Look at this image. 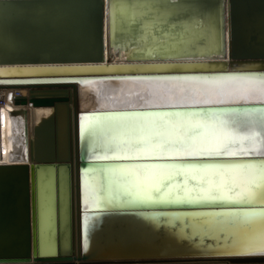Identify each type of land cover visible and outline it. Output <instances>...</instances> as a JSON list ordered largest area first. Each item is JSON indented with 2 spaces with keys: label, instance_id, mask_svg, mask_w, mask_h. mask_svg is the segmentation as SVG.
Listing matches in <instances>:
<instances>
[{
  "label": "bare ground",
  "instance_id": "6f19581e",
  "mask_svg": "<svg viewBox=\"0 0 264 264\" xmlns=\"http://www.w3.org/2000/svg\"><path fill=\"white\" fill-rule=\"evenodd\" d=\"M102 3V59H98L97 31L98 18L95 0H0V64H8L3 58L28 52H40V64L53 63L43 50H56L74 56L87 55L85 62L133 63L161 61H235L238 59L258 58L255 54L259 47L253 43L248 46L249 37L257 30L264 35V0H166V8L177 9L169 23L161 25L153 13L144 7L146 0H100ZM196 6L204 17L211 18L214 30L209 37L201 35L194 25H181L172 28L177 21H187L190 15L179 11L182 7ZM147 17L155 21V27H142L140 21ZM230 19V23H229ZM46 29L50 30L47 31ZM234 29V41L230 46V33ZM232 39V37H231ZM244 46L240 55L238 49ZM164 49L170 51L165 54ZM233 53L231 54V50ZM253 50L246 54L248 50ZM253 52V53H252ZM11 63H30L26 60H14ZM235 78V79H234ZM261 78L252 75L218 76H150L121 77L103 79H83L78 82L79 108L75 114L72 108L73 124L77 122V131L81 136V123L88 124L91 118L94 128L83 136V153L89 157V145L95 140V155H113L112 141L125 135L118 118L130 113H194L208 118L216 114L230 121V127L236 132L238 143L233 150L241 148L258 153L264 148V106H222L212 108H194L189 106L204 104H231L238 102L264 101V88ZM29 87H49L46 84L0 85V163L16 164L29 162L27 148L33 126L51 114L49 106H35L29 103ZM54 88L64 85H51ZM66 87V86H65ZM70 90V87L68 86ZM26 97V103L16 99ZM62 100L72 99L69 95ZM215 101H228L216 103ZM180 108H176V107ZM164 107V108H160ZM174 107V108H171ZM151 108V109H147ZM24 109V117L20 110ZM123 109V110H117ZM196 118V117H194ZM165 119H177L174 115ZM25 125L27 133L25 134ZM251 137V139H244ZM27 140V143H26ZM240 156V155H238ZM222 156V157H238ZM245 156H259L249 154ZM181 158V157H168ZM111 159V158H110ZM113 159V158H112ZM115 159V158H114ZM159 159V158H152ZM129 163L174 164L172 178L163 180L160 193L163 198L155 201L125 202L117 200L120 189L113 182L109 169ZM232 163H255L264 165V160ZM190 164H231L213 162H156L151 159L122 162L103 166H89L82 169H94L88 173H78L80 251L98 257H123L142 255H176L166 257H197L163 260L151 263L132 264H264L258 262H237L218 258V256H237V254H218L217 236H229L227 251H241L245 245H255L264 237V209H219L202 211H88L100 206L135 204L139 202H196L184 196V188L195 189L201 185L200 179L193 175L200 172L187 171ZM220 179L219 175H204V182ZM66 172L60 171L61 209L60 223L63 230L69 221V200L67 197ZM95 186L94 197L85 191L84 181ZM53 177L40 172V244L43 252H53L54 237L49 228L54 222L52 213ZM169 193L168 195H164ZM195 192L193 193V196ZM177 196L180 199H177ZM98 198V199H97ZM111 199L112 203L107 201ZM226 200V199H225ZM235 201V200H232ZM255 202H264L256 199ZM74 225L77 224V203L74 197L71 205ZM50 211V226L44 223L43 212ZM46 232L49 243H42V234ZM62 248H70L67 232H62ZM70 241V240H69ZM72 247H77L76 232ZM253 253V251L245 252ZM242 255V254H239ZM206 256V257H205ZM216 256V257H208ZM30 258V259H29ZM25 262L14 263L0 257V264H36L34 255ZM124 258V257H123ZM212 258V259H208ZM215 258V259H214ZM82 258L76 251L69 264H81ZM106 259V258H98ZM108 259V258H107ZM111 259V258H109ZM264 259V257L262 258ZM118 264V263H106ZM131 264V263H126Z\"/></svg>",
  "mask_w": 264,
  "mask_h": 264
},
{
  "label": "water",
  "instance_id": "95a60500",
  "mask_svg": "<svg viewBox=\"0 0 264 264\" xmlns=\"http://www.w3.org/2000/svg\"><path fill=\"white\" fill-rule=\"evenodd\" d=\"M230 3V0H227ZM97 6L98 31H97V53L98 59H102V3L95 0ZM230 23V19H229ZM264 29V28H263ZM47 31H50L46 29ZM257 30L249 37L248 46L252 43L259 47L255 53H262L258 58L238 59L235 61H161V62H133V63H104L85 62L90 56L72 55L56 50H43L48 54V60L53 63L40 64V52H28L26 54L4 57L8 64H0V85L30 84L33 86L47 85L49 87H29V103L35 106H49L52 112L47 117L33 126L27 157L29 162L16 164L0 163V257L14 261V263L25 262L30 255H34L36 264H69L72 254L86 258L81 264H106V263H151L163 260L189 259L197 257H166L176 255H142L123 257H98L91 253L80 251V227L78 195L79 180L78 173L84 167L103 166L122 162H132L122 159H94L86 158L83 153V139L78 134L77 122L72 120V108L74 112L79 108L78 82L83 79H103L121 77H150V76H218V75H252L262 77L264 75V35ZM230 46L234 41V29L230 33ZM232 37V39H231ZM241 46L237 51L241 55L244 51ZM0 51L5 52L0 47ZM233 53L232 49L230 50ZM253 50H248L246 54ZM253 53V52H252ZM14 60H26L30 63H11ZM75 67L82 69L72 73L40 72L35 69L41 68H64ZM64 85L54 88L51 85ZM66 86V87H65ZM70 87V90L68 89ZM63 95H69L72 99H60ZM26 103V97L16 99V103ZM264 106V101L238 102L231 104H204L189 106L194 108H212L222 106ZM164 108V107H160ZM174 108V107H171ZM180 108V107H176ZM151 109V108H147ZM123 110V109H117ZM25 117L24 109L15 110ZM27 126L25 125V134ZM27 143V140H26ZM156 162H213L232 163L244 161L264 160V156H238V157H184V158H159L151 159ZM66 172L67 197L69 200V221L63 230L60 223L61 189L60 171ZM46 176L53 177L52 196L54 207L52 210L54 222L49 228L55 241L53 252H43L40 244V201H39V176L40 172ZM77 203V224L74 225V215L71 205L73 199ZM242 209L259 208L264 209V202H240L230 200H202L196 202H139L135 204L100 206L88 211H202L219 209ZM62 232H67L69 247L67 251L62 248ZM76 232L77 247H72ZM70 240V241H69ZM206 257V256H205ZM216 257V256H208ZM228 257L237 262H260L264 255L247 253V255L218 256ZM231 257V258H230ZM106 258V259H98ZM108 258V259H107ZM111 258V259H109ZM30 259V258H29ZM212 259V258H208ZM215 259V258H214Z\"/></svg>",
  "mask_w": 264,
  "mask_h": 264
},
{
  "label": "snow or ice",
  "instance_id": "6c2138e0",
  "mask_svg": "<svg viewBox=\"0 0 264 264\" xmlns=\"http://www.w3.org/2000/svg\"><path fill=\"white\" fill-rule=\"evenodd\" d=\"M174 2V0H173ZM166 0H146L144 7L153 13L155 20L161 25L169 23L177 9L166 8L163 5ZM179 11L189 13L187 21H177L171 24L172 28L181 25H194L200 30L204 37H209L214 30L211 18L204 17L200 10L190 5L178 9ZM142 27L149 25L155 27V21L147 17L140 21ZM170 50L164 49L165 54ZM75 67L64 68H41L35 69L40 72L51 73H72L81 71ZM235 79V78H234ZM261 86L264 88V75L261 78ZM216 103H226L228 101H215ZM177 119H165L171 116ZM196 117V118H194ZM120 125L124 129L125 135L112 141L114 148L113 155H95V140H91L89 145V159H122L128 161H142L152 158L168 157H222V156H245L255 154L264 156V148L258 153L251 152L249 149L241 148L233 150V145L237 144L238 137L236 132L230 127V121L211 114L208 118L197 116L194 113H130L124 117L118 118ZM94 128V122L89 119L87 125L81 123V137L85 132ZM244 139H251L245 137ZM264 142V141H262ZM177 168L174 164L161 163H129L118 166L115 169H109V174L113 182L120 189V195L117 200L125 199V202L135 201H155L163 197L154 195L160 193L164 187L163 180L172 178L171 171L167 173L158 170H172ZM95 171L94 169H82V173ZM187 171L193 173L200 172L203 175H193L192 178L200 179L201 185L195 189L184 188V196L195 200H235L240 202H249L256 199L264 200V165L255 163H231V164H190L186 166ZM219 175L220 179L208 180L205 184L204 175ZM85 191L89 197H94L96 193L95 186L88 180L84 181ZM195 195L193 196V193ZM165 193L164 195H168ZM98 199V198H97ZM177 199H180L177 196ZM107 203L111 204L109 199ZM44 223L50 226V211L45 208L43 212ZM218 254H244L253 251V254L264 255V237L255 245H245L241 251L231 253L227 251L229 236H217ZM46 232L42 234V243H49Z\"/></svg>",
  "mask_w": 264,
  "mask_h": 264
}]
</instances>
